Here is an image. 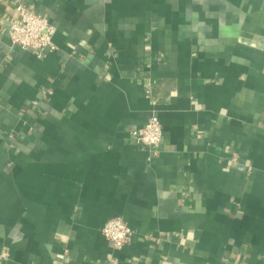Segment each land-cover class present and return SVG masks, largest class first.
<instances>
[{"label":"crops","instance_id":"crops-1","mask_svg":"<svg viewBox=\"0 0 264 264\" xmlns=\"http://www.w3.org/2000/svg\"><path fill=\"white\" fill-rule=\"evenodd\" d=\"M19 4L54 51L11 44ZM152 114L156 150L130 136ZM116 216L120 250L101 232ZM2 253L264 264V0H0Z\"/></svg>","mask_w":264,"mask_h":264},{"label":"built area","instance_id":"built-area-1","mask_svg":"<svg viewBox=\"0 0 264 264\" xmlns=\"http://www.w3.org/2000/svg\"><path fill=\"white\" fill-rule=\"evenodd\" d=\"M16 19L9 29L11 44L22 50L35 52L41 56L47 51H54L53 38L56 33L55 27L43 16L23 4L16 7ZM150 92H148L149 94ZM134 142L142 147L156 150L162 142L163 129L159 116L152 114L145 126L130 132ZM103 237L111 242L115 250L126 246L133 235V230L122 217L109 219L102 228ZM8 254H0L1 259H6Z\"/></svg>","mask_w":264,"mask_h":264}]
</instances>
